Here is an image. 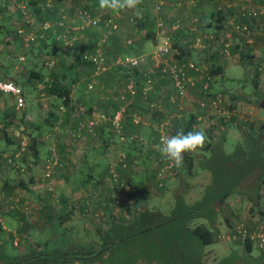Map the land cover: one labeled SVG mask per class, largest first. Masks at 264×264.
Listing matches in <instances>:
<instances>
[{
  "label": "crops",
  "instance_id": "0c3cea01",
  "mask_svg": "<svg viewBox=\"0 0 264 264\" xmlns=\"http://www.w3.org/2000/svg\"><path fill=\"white\" fill-rule=\"evenodd\" d=\"M7 1H9V4L8 2L6 3V0H0V26L5 28H11L12 18L14 19L18 17L20 18L21 27L32 30L31 26L34 23V15L38 16L36 14L37 11L45 9L44 4H46V2H49L52 5V9L55 5L59 11L64 7L63 0H20V5H17L18 0ZM31 1H33V3H31ZM197 1V5H194L186 0L184 1L186 2L185 5H182L181 2L177 7H169L167 10L171 17H179L181 21H183V26L189 29L194 15H202V18L205 16L209 21L211 20V11L219 6L221 2V0ZM226 1L227 0H222L223 4ZM24 5L26 7L25 10L30 15L29 17L23 15L22 7ZM4 6L6 7L4 8ZM17 6H19L20 9H18ZM51 8H46V10H51ZM222 14L224 17L221 22H215L212 18L209 27L206 26V20V23H203L205 27L199 26L197 30L198 33L205 34V32L211 33L210 31L213 33L215 31L219 32V30L224 28L221 30L223 32L225 31L224 39L226 41L231 40L233 43L230 51L231 54L229 56L214 52L210 57L205 58L202 56L203 51H198V49L193 47V44L190 43V41H187V36L179 35V38H183V40L181 39L182 43L187 45V49H190L189 52L184 51L181 60H183L182 63L193 67L189 73L194 77L196 86H198L191 87L190 89L193 90V96L195 95L197 97L195 98L196 102L201 98L200 96L202 95L203 89L201 83L207 76H210L211 78L210 89L212 91H222L226 97L225 107L222 109V112H218L224 121L220 128H223L224 130L219 133V129L216 126L213 127L214 123H211L213 125H211L212 127L210 126L211 131L203 129L209 138L208 142L210 141L212 143L216 141L223 143L228 130L231 129L234 131L235 127L239 129V132L242 135L246 127L243 123L246 120H253L260 124H263L264 122V119L258 116L257 110L262 107H259L258 97L254 92L255 81L258 84L259 91H264V78L262 77V75H264V66L262 65L264 64L261 65V63H264V23H252L253 26L256 27L263 26L253 29L255 34L251 37V41L247 42L245 37H238L235 32H232L231 34L230 32H226V30L229 31L232 28L230 18L235 14L233 9L225 8ZM225 22L228 27H226L227 25ZM216 24H220L221 27L214 29ZM0 30L3 29L0 28ZM74 33L76 35H74L75 40L73 41L79 42V35H83V33L78 34L76 31H74ZM205 42L208 43V49L215 44L214 40H206ZM238 42L242 44V47L239 48L237 46ZM144 48L145 51H147L148 47L146 44ZM250 59H254V63L251 62ZM259 63L260 65H258ZM148 66L152 67L150 63ZM251 67L252 70L250 69ZM211 70L214 72L213 74L211 73ZM79 71L81 77L70 84L69 96L75 110L69 116V123L66 124V127L63 125V128H61L60 122H62V118L59 117L57 123L52 127L51 133L48 132L46 135H44L46 132L43 134H37L38 158L31 164L33 165V163L37 162L38 166L43 167L44 159L48 153L46 148L48 145L54 143L57 147L63 148V150H61L63 151L61 152V155L65 160V164H67V170L74 169V167H76V170H80V168L83 167L86 172L80 173L76 179L72 178V174L70 176L68 172H65V175L62 178L63 182L59 181L58 183L69 186L70 188L66 193H57L58 196L54 197V195L49 192V189L45 187H48L47 181L43 179L34 180L33 178H30L29 180L26 178L12 179L10 177L12 170L9 166L7 167L6 171H4L7 173H4L6 178L0 180V186L4 190L3 196L1 197L2 201H0V264H43L46 262L45 258L48 257V253L55 249L64 250L85 247L86 238L84 234L98 229L100 231V229L107 227L102 223H93V219L88 220L80 217L79 213L87 206V203L92 206L102 204L103 208L108 204L110 209L107 211L110 215L119 213L120 217L128 216L130 210L128 207H125L124 205L119 207L115 205L112 207V203H110L111 200L109 201L108 199L110 194L108 196H105L104 194L103 196H98V192L111 191L112 184L110 183L111 180L108 173V166L111 162H116L120 153H124L127 158L129 157L128 159L131 162L127 171H120L121 177L126 183L127 191H129L131 187H139L142 181V183H146L145 179L147 178L144 176L145 173L141 170L140 161H142L143 157H148L147 154L150 152H148L149 150L147 149H152L151 144L149 146L138 143L134 144V146L129 143L120 144L115 140L114 135L111 133L109 128L110 125L105 128V125L107 124L105 123V121H107L106 119L101 120L99 125H97L93 131H83L81 136L74 140L75 137L72 136V133L74 132L73 129L75 128V124L79 120L81 122L86 121L87 119L98 117L101 114H104L107 117L105 111H110L114 105L119 104L118 101L114 99V96L123 92V81L126 77V73L119 68H114L97 75L94 74V69H91L90 67L80 69ZM257 73L258 77L256 78L254 75ZM121 74H123V76ZM90 81H94V88L92 90L87 88V84ZM155 84L156 93L153 98H159L161 100V111L158 113L153 112L151 115H148L149 112L147 113L146 110H142L145 105L141 100H132L134 105L131 111L134 112L131 113L139 112L143 118L141 124L134 128L124 127L126 134H137L145 141H149V139L157 138L158 124H161L164 121L166 122V118H170V121H167L169 122L167 125L168 128H166L168 136L174 135L177 131L183 129L181 124H184V122L186 123V117L188 115L193 116L192 119L195 117V121L192 124V131L203 128L200 126L203 123L205 124L209 118H213L210 115H205V113L212 114L213 112L209 113V111L202 110L198 108L196 104V108H192L193 111L189 112L191 115L187 112L184 113V111L188 110L184 109L181 119H171L172 117H170V114L173 110V106H171L172 104L169 102L173 92L171 81L167 78L157 77ZM245 86H248V91H251V94L245 92V90H247ZM35 100L38 105L37 110L40 108L39 112L43 111L42 106L48 107L46 108L48 110H53L55 105L61 104V101L52 95L37 98ZM0 106L2 108L1 114L5 115L6 107H4L5 104L2 100H0ZM81 109H85V113H82ZM37 110L31 112L36 116ZM157 110H160V108ZM145 112L147 115H145ZM223 116H225V118ZM124 122H130L129 125L132 124L129 118H124ZM256 123L254 122L252 124L254 125V129H256ZM206 124L209 125L208 122ZM262 127L263 125L260 128ZM208 142L205 145H207ZM139 145L142 146L139 147ZM11 149L12 147H7L4 151L11 152ZM130 151L133 153L131 156H128ZM194 153L198 154V156H194V165H197V161L208 154L204 148L199 149ZM137 154H139V156H137ZM195 157L198 158L195 159ZM148 160H151V156ZM0 166L6 167V164ZM147 167H150V165ZM193 170V176L190 174L194 180L192 185H196L197 183V186L201 187V193L198 196V199H200L204 187L211 183V174L206 169L198 166H195ZM2 171L3 170L0 167V172ZM39 182H41V184ZM82 187L86 190L90 187L91 190H88V193L84 194L85 192L83 193L81 190ZM115 187L117 186L115 185ZM130 192L131 191H129L128 196L127 194L120 196L125 199L123 203L126 202L129 205L131 204V210H133L135 208V201L133 193L131 194ZM117 195L118 194L115 192H112V196ZM258 198L259 200L257 201L255 207L256 210L254 212H244L239 218L234 219L236 221L234 225L231 227L226 226L225 232H222L226 237L224 242L231 243L232 245L230 248L232 249L231 254L235 257L237 256L238 261H240L241 264H264L263 256L258 258L251 257L247 263L242 261V259L246 258L247 254L244 252L243 245L240 242H237V245L233 242V234L231 233V229L239 223L245 224L248 227L262 226L264 229V185L260 187ZM67 201L77 203L79 205V210L74 209V211H69L68 206H64V203ZM25 204H35V213L33 212L29 215L32 216L31 219L33 220H30L27 214L23 211V206ZM125 208H127V210H125ZM259 216H262V218H259ZM233 217H236V215ZM232 218L231 220L233 221ZM102 220H109V216L103 214ZM48 233V237L45 238V234ZM67 233L69 234V239H65V234ZM72 234L74 236H72ZM220 237L221 236L219 235L218 239L221 240ZM7 246H9L11 250L14 249L17 252V256L9 255L7 252Z\"/></svg>",
  "mask_w": 264,
  "mask_h": 264
},
{
  "label": "trees",
  "instance_id": "16d2710c",
  "mask_svg": "<svg viewBox=\"0 0 264 264\" xmlns=\"http://www.w3.org/2000/svg\"><path fill=\"white\" fill-rule=\"evenodd\" d=\"M63 1L65 2L67 0ZM184 1L186 0H143V3L140 5L143 10L142 15H130L129 17V27L136 33V38H133V35H130L132 37L131 40L128 39L125 41V39L117 33L119 32L118 16H115V19L118 22L117 29L105 27L102 22L96 27H84L80 30H83L82 33L85 38H87V42L84 45L85 48H80V45L78 44L79 42L73 41L71 46L64 49L62 38L60 39L58 37V34H60L63 30L60 27L53 25V23L59 18L60 11L55 7L53 9L51 8V10H46V8L44 10L41 9V11L38 10L36 13L38 16L34 15L33 22L43 24L47 21H52V23L48 29L41 27V30L37 32V38L34 42L36 43V46H31L28 52L32 53L34 56L36 54L41 56L45 54H53L57 56L59 54V57L50 71H45L44 68L36 69L31 67L28 69L27 77L25 78L22 74H20V79L12 73L13 71L11 66L0 62V78L5 80L6 77H9L12 82L20 85L25 99L24 108L18 110L15 108L13 96L0 93V100L3 101L5 104L4 107H6L5 115L1 114L2 110L0 111V164L4 162L8 164L9 162L8 165L11 166L12 163L15 164L17 161L16 152L21 147L20 137L12 133L10 134L9 130L11 125L14 123L15 125L16 123L19 125V129L20 127H23L22 130H19L21 135L24 136L27 134V137L30 140L27 149L30 150L31 159L33 160L32 162L38 158L37 134H43L46 132L44 134L46 135L48 132L51 133L52 127L57 123L59 117L62 118V122H60L61 128H63V125L66 127V124L69 123V116L75 110L69 96L70 84L77 81V79L81 77L79 74L80 69L89 67L94 69V66L85 60L82 54L95 52L94 47L96 40L94 37L98 34L97 31L99 29H102L103 31L100 40L104 37L103 43L107 44V51L109 50L111 53V56L109 55L110 57H107L104 54L108 62H112L117 57L121 56H144L148 54L144 48L146 42L151 41L156 44L160 39L157 21L159 17H162L165 20V28L172 40V45L178 49V53L173 55L171 61H178L182 63V54L184 51L189 52L190 49H187V45L182 43L183 38H179V35L187 36V41H190V38H192L191 35H193V37H196L197 35H204L198 34L197 29L195 31H190V28L188 29L184 26L180 27V29H172L171 26L175 17L173 18L169 15L167 8L177 7V5L181 2L182 5H185L186 2ZM31 3H33V1H31ZM89 3L91 5H95L94 0H90ZM158 5L160 6V9L156 10ZM5 7L6 6H4V8ZM211 12V20L209 21L207 20L208 18H205V16L202 18V15H194L197 18H202L201 22H196L197 28L199 26L205 27L203 23L206 20V26L209 27L212 18L215 22H221L223 20L224 16L221 11L214 9ZM102 15L103 19L109 17L110 15L113 16L112 13ZM220 26V24H216L214 29ZM0 28L3 29L0 30V40L4 37H7L8 40H10V37L12 36H10V33H13L16 29L15 26H12L11 28L0 26ZM25 30L28 31L26 28ZM68 35L74 36L76 34L73 30H70ZM13 36H17L16 33ZM58 49L62 50V52H59ZM148 65L149 61L144 64V67H147ZM114 68L123 70L126 73L125 79L127 76H131L132 74L134 76H138V79H142V75H140L137 69L129 70L128 68H123L122 66L120 67L117 65L113 66L109 70ZM189 70L191 69L189 68ZM211 73L213 74L214 72L211 70ZM121 75L123 76V74ZM157 77L167 78L170 80L168 76L162 75L161 72L154 73L153 88L150 89L145 96L142 93V83L137 81L138 86L136 95L131 98V96L127 94V98L130 101L125 107V118H129L131 120L133 115L131 113L134 112L131 111L134 105L132 100H141L145 105L142 110H149L150 103H153L157 99L153 98L156 93L155 83ZM254 77L257 78L258 73L254 75ZM40 84H43L44 87H40ZM171 84L173 91L171 95H175L176 89L173 86L172 81ZM197 86L195 85L194 87ZM23 88H27V90L30 91L41 90L44 88L43 92L47 94L45 96L52 95L56 97V99H59L61 104L55 105L53 110L50 109L42 120L35 118L30 109L31 103L27 101ZM254 88V92L258 97L259 107L264 108V91H259L256 81L254 82ZM204 92L206 91L202 89L201 98L203 97ZM115 100L118 101L119 104L114 105L110 111H105L107 118H109L114 111L124 103V101H121L120 99ZM196 104L198 108L205 110V108L199 107L200 105L198 102H196ZM60 106H62L64 110H60ZM174 108H176V104L173 105V110ZM16 111L20 112V116ZM28 115H30L31 120L26 118ZM16 117H18V120ZM192 117L193 116L186 117V126L182 129L185 133L192 131V124L193 121H195V117L193 119ZM223 117L225 118V116ZM174 118L178 119L179 117H172L171 119ZM106 120L107 121H105V123L108 125L106 124L105 128L110 125L109 120ZM129 123L130 122H124L123 131L124 127L134 128L137 126L133 124L132 120L131 123L134 126L132 124L129 125ZM80 124V120L75 124V128L73 129L75 133H77V129ZM243 124L246 125V131L244 130L243 138L244 142L237 144L234 151H226L222 142L216 141L212 143L209 141L208 144L204 146V149L208 154L200 158L197 161V165H194V157L190 153L184 154V165L179 169L176 168L174 174H176L178 170L181 174L186 173L187 175H190L193 173L194 167L198 166L210 172L211 183L204 187L201 198L193 204L187 203L183 198V195L177 196L175 198L174 206L168 214L162 213L158 209L148 208L143 199L146 195L145 190L147 191V189L146 187L143 189L142 186L146 185V183L150 184L157 190L163 189L166 185V183H164L161 186H158V181L155 178V167H152L151 163L152 159L148 160L150 156L152 158L158 153L156 149V146L159 144L158 136L157 138L149 139V141H145L143 138L141 142H137L135 139L134 141H130L129 144H132L133 146L137 143L142 145L146 144L148 146L151 144L152 148L147 149L149 150L148 152H150L147 154L148 157H143L142 161H140L141 170L145 173L144 176L147 178L145 179L146 183H142V181L140 183L141 187H131L129 190L131 191V194L133 193V198L135 199L136 204L135 208L133 210H129V215L127 217L123 216L119 219H114L107 211L110 209L109 205H105L103 214L107 213L109 220L107 222V227L100 229V248L93 249L91 247H82V249H55L48 253V257L45 258L46 264H205L204 248L206 245L216 242L220 234V229L217 225L219 217L221 216L222 220H220L224 221L227 226L231 227V218L236 215L233 208L229 209V204L226 201L227 198L233 194L246 197L249 201L247 211L254 212L256 210L255 207L257 205V201L259 200L258 197L260 187L264 185V128L256 130L252 126L253 123L248 120L244 121ZM114 137L115 140L118 141L116 139L117 137ZM119 143L125 144L122 142ZM142 145H139V147ZM7 147H12L10 150L11 152L4 151ZM56 148L61 155V152H63L61 150H63V148L57 146ZM132 151H130L128 156H131L133 153ZM137 156H139V154H137ZM128 158L126 157V162L130 167L131 162ZM62 161L65 162L64 159H62ZM149 165L150 167H147ZM80 170L82 173L86 172L83 167H81ZM120 171L125 170L119 169V172ZM173 176L174 175H172V177ZM4 178H6L5 175ZM120 178L122 179L121 173ZM150 185L146 186L148 187ZM0 188L1 192L4 193L1 186ZM64 206H68L69 211H74L77 205L74 202L67 201L64 203ZM259 218H262V216H259ZM194 219H200L202 222L193 223ZM236 241L239 242L238 240ZM242 245L244 252L247 254L246 258L242 259V261L247 263L252 257L250 254L251 251L256 246L248 239L245 240ZM256 248L259 250L258 257H264V248ZM228 257L219 259L215 264H241L237 257H232L233 260L231 259L230 261H226Z\"/></svg>",
  "mask_w": 264,
  "mask_h": 264
},
{
  "label": "built area",
  "instance_id": "2783aa9c",
  "mask_svg": "<svg viewBox=\"0 0 264 264\" xmlns=\"http://www.w3.org/2000/svg\"><path fill=\"white\" fill-rule=\"evenodd\" d=\"M190 3L195 2V0H188ZM45 8H51L52 5L49 2L44 4ZM25 5L22 7L23 15L29 17L30 15L25 10ZM225 8H232L234 11V16L230 18L232 28L231 30H226V32H235L238 37H245L247 42L251 41V37L255 34L253 29H256L261 26H253V22L256 24L264 23V0H227L224 4L221 0L220 5L215 7L217 11L224 12ZM160 6L156 7V10H159ZM59 18L53 23V25L60 27L63 31L58 34V37L63 41V48L67 49L69 46L73 44V40H75V36H69L68 33L70 30L76 31L78 28L83 27H96L99 23H103L105 27H110L112 29L118 28V22L115 19V16L110 15L103 19L102 14H98L92 11L90 8H78L76 9V15L79 16L83 22L80 26L73 25L68 22V18L63 13V9L60 10ZM166 19V18H165ZM198 18L193 16L191 23L193 25L190 27V31H195L197 29L196 22H198ZM157 26L159 28V41L155 44L152 52L146 55L139 56H126V57H117L112 62H108L106 60L105 55L97 49L95 52L83 53L82 56L85 60L90 62L94 66V74L97 75L99 73L108 71L113 66H122L123 68H128L129 70L137 69L140 75H142V79H138L133 74L131 76H127V78L123 81V92L115 95L114 99H120L124 101V103L114 111V113L107 118L106 115L101 114L98 117L87 119L86 121H82L77 129V133L73 132L72 136L75 137L74 140L81 136L80 133L82 131H93V129L99 125L101 120L108 119L110 124L111 133L117 137V140L122 143H129L130 141L137 140V142H141L142 138L137 134H125L123 131V122L125 118L126 105L130 100L127 98V94L134 97L137 93V86L139 81L142 83V93L145 96L147 92L153 88L154 84V73L161 72L162 75L168 76L173 83V86L176 89L175 95H171L170 102L171 104H176V108H174L170 117H179L183 115V107H182V99L187 92V89L190 87H194L196 85V81L194 77H192L189 73V68H193L191 65H187L185 63L180 62H172L171 59L173 55L178 53V49L173 47L172 40L167 33V29L165 28V20L162 17H159L157 21ZM226 23V22H225ZM227 25V23H226ZM51 26V23L48 21L41 25L42 28L48 29ZM172 29H180L182 27V23L180 19H175L172 22ZM221 27V26H220ZM219 27V28H220ZM224 27V25H223ZM222 27V28H223ZM228 27V25L226 26ZM224 29V28H223ZM221 29V30H223ZM219 30V32L205 33L203 36L197 35L193 38V47L198 49V51H203L202 56L207 58L210 57L214 52L218 54H224L229 56L231 54V46L232 41H226L224 38V32ZM16 35L26 44L34 43L37 38L36 30H25L23 27H16L15 29ZM206 40H214L215 44L208 49V43ZM104 41V37L101 39ZM237 46L240 48L242 44L240 42L237 43ZM23 59V57H20ZM149 61L152 67H144V64ZM48 64H52L53 61L49 60ZM210 76H207L206 79L202 81V88L204 91L203 97L198 101L199 107L205 108V110L209 112H222L224 108V104L226 102L225 94L220 92H212L210 90ZM40 87H44L43 84H40ZM87 88L92 90L94 88V81H90L87 84ZM0 93L4 95H11L14 97L15 108L20 110L25 106V99L22 94V89L20 85L0 78ZM229 97V96H228ZM230 98V97H229ZM60 110H64L62 106L59 107ZM158 103H150L149 105V115L154 111H157ZM82 113H85V109H81ZM28 120H31L30 115L26 117ZM142 115L139 112L133 113L131 120L133 124L139 125L142 122ZM168 120L166 122H162L158 124L157 135L159 144L162 141L163 137L168 136L166 132V128L168 125ZM23 127H20L22 130ZM18 137H20V150L21 152L27 151L29 139L25 135H21V132L18 131L16 133ZM76 142V141H74ZM18 156V154H16ZM153 166L155 167V178L158 181V186L166 183V180L172 175H174L176 171V167H172L170 163L164 159L161 154L158 152L152 158ZM43 168L41 171V179L47 181L49 186H52V176L59 171L63 167L62 157L59 154L56 145L52 143L48 148V153L46 158L44 159ZM11 163V162H10ZM11 167V166H9ZM119 169H123L127 171L129 169V165L126 162V156L124 153H120L116 162H111L109 164V173L111 182L119 185L120 187H124L125 183L123 179L120 178ZM146 185H150L146 183ZM145 185V187H146ZM51 188V187H50ZM3 196V192L0 190V198ZM117 202V200H116ZM98 205V204H97ZM96 205V206H97ZM77 207V206H76ZM75 207V208H76ZM93 209V206L87 203V206L83 208L81 211L82 216H87L90 211ZM95 216H98L99 213H94ZM231 233L233 234V240H238L241 244L245 242V240L251 241L253 245L258 248H264V229L262 226L258 227H248L245 224H236L232 229Z\"/></svg>",
  "mask_w": 264,
  "mask_h": 264
},
{
  "label": "rangeland",
  "instance_id": "374dc122",
  "mask_svg": "<svg viewBox=\"0 0 264 264\" xmlns=\"http://www.w3.org/2000/svg\"><path fill=\"white\" fill-rule=\"evenodd\" d=\"M52 1H54V0H52ZM94 1H95V5H91L89 3L90 0H67L66 2H64V7H62V8H63V13H65V15L68 18V22L72 23L73 25H77V26L80 25L81 26L83 24V22H82L81 18L76 15V9L87 7V8L92 9L93 12L98 13V14H108V13L111 14L112 13L114 16H118L119 17V30H118L119 32H117V33L120 36H122L123 39H125V41L128 39L131 40L132 35H133V38L134 37L136 38V33L133 32L129 27V17H130V15H135V16L136 15H138V16L142 15L143 10L141 9V6H139V14H135L133 11L112 12V11H105V10L99 9L98 0H94ZM7 2L9 4V1L6 0V3ZM197 2L198 1L195 0L194 5H197ZM17 5H20V0H18ZM54 7L57 9V7L55 5H54ZM17 8L20 9L19 6H17ZM174 19H180V18L175 17ZM198 19H199L198 21H200V22L202 21L200 18H198ZM48 22L52 23V21H48ZM182 22L183 21H181V23ZM204 23H206V22H204ZM190 24H191L190 26L193 25V23H190ZM41 25L42 24L34 22L33 25L31 26V29L36 30L38 32L39 30H41ZM11 26H15V28L20 27L21 26L20 25V18H18V17L14 18V19L12 18ZM182 26H183V23H182ZM80 29H82V28H78L76 30V32H78V34L82 33V31H83ZM97 32H98V34L96 35L97 37L96 36L94 37V39L96 40L94 51L99 49L107 57H110L111 53L109 50L107 51V49H108V47L106 46L107 44L103 43V41L100 40V37L103 34L102 29H99ZM205 33H207V32H205ZM14 34H15V31H13V33L12 32L10 33V36L12 35L10 37V40H8L7 37H4L2 40H0V62H2L3 64H6L8 66H11L12 71H13L12 73H14L16 76H18V78L20 77V74H22L26 78L27 74H28V69H30L31 67H34L36 69H41V68L43 69L44 68L45 71H50L52 69L54 63L57 61V59L59 57L58 56L59 54L57 56L53 55V54H51V55L45 54L42 56L39 54L38 55L36 54L34 56L32 53H29L28 51H29L31 46H36V43L26 44L23 41H21L18 36H13ZM198 34L203 35L204 33H198ZM79 36H80V38H79L80 41L78 44L80 45V48H85L84 45L87 42V40H86L87 38H85L84 34L79 35ZM191 36H192V38H190V43H192L193 38H194L193 35H191ZM125 41H124V43H125ZM146 45L148 47L147 51H146L147 53H150L151 51H153L154 46H155V44L153 42L148 41V42H146ZM88 49H86V50H88ZM58 51L62 52V50H60V49H58ZM21 56L23 57V59H20ZM110 59H112V58H110ZM49 60L53 61V63L48 64L47 62ZM253 61H254V59L251 60V62H253ZM260 61H262V60H260ZM234 62H236V61H234ZM246 62H248V61H246ZM262 64H264V63H261V65ZM258 65H260V63ZM262 66H264V65H262ZM250 69L252 70V67ZM242 76H245V75H242ZM262 77L264 78V75H262ZM5 80L12 81L9 77H6ZM245 87L247 88V90H245V92L251 94V91H248V86H245ZM190 88L187 89V92L185 93L183 99L181 100L183 102L182 103L183 111H184V109H186V110L188 109L187 111H184V113L185 112L189 113L190 111H193L192 108H196V99L195 98H197V97L195 95L193 96V90H191ZM43 89L44 88L41 89L42 91L41 90H35V91L31 90L32 91L31 92L30 90H27V88H23L27 101L31 103V105H30L31 111L37 110L38 105H37V102L35 99L43 98V97H45V95H47V94H45V92H43ZM243 89H244V86H243ZM217 92H220V91H217ZM154 102L158 103V108H160V110H157L154 113H158L159 111H161L162 102L159 98L156 99V101H154ZM173 105L174 104H172L171 106H173ZM225 105L226 104H224V107H225ZM46 108H48V107L42 106V109H43L42 112L41 111L39 112V110H40V108H39V110H37L36 116L34 115L35 118H39L42 120L45 117V114L48 111H50V109L48 110ZM1 110H2V108L0 106V111ZM148 111H147V113H148ZM257 111H258V116L260 118L264 119V109L259 108ZM17 113L20 116V112L18 111ZM147 113L145 112V115H147ZM148 115H149V113H148ZM205 115H210L213 118H211V119L209 118L207 120L209 125L206 124L207 122L205 124L203 123L200 126V127H203L202 129H207V130L211 131V127L214 125L213 127L216 126L219 129V133H221V131L224 130L223 128H220V126H222V123H223V120H222L223 118L220 117L218 112L214 111L212 114H206L205 113ZM16 119L18 120V117H16ZM166 120L170 121V118H166ZM248 121H250L251 123H254V122L256 123V121H253V120H248ZM211 123H214V124L212 125ZM168 124H169V122H168ZM185 125H186L185 122H184V124H181L182 127H185ZM255 125H256V130H259V129H261L260 127L262 125H264V122H263V124L256 123ZM18 126L19 125L17 123H16V125H15V123L13 125H11V127L9 128L10 134L12 133V134L16 135V133L20 130ZM252 126H254V125H252ZM245 130H246V127H245ZM25 136L27 137V134H25ZM243 138H244V131H243V134L241 135L238 128L235 127L234 131L229 129L228 133H226V135H225V139L223 140L224 149L228 152L234 151L237 144L244 142ZM49 146L50 145L47 146L46 150H48ZM189 153L193 157L198 156V154H196L194 152H189ZM16 154H18V156H16V160H17L16 163L14 162L15 164H13L11 162L13 166L11 165V167H10L12 170L10 173V177L12 179H19V178L20 179L26 178L28 180L30 178H33L34 180L35 179H37V180L41 179V171H42L41 168H43V167L38 166L37 162L33 163V165L31 164L33 160L31 159L30 150L27 149V151L21 152V150L19 148L17 150ZM197 158L198 157H195V159H197ZM62 159H63V157H62ZM62 163H63V167L52 176V186H49V185H48V187L45 186L46 188L49 189V192L54 195V197L58 196L57 193H66L68 191V189L70 188L69 186L58 183L59 181L63 182L62 178L64 177L65 172H68L70 174V176L72 174L73 179L78 178L80 173H82L81 170H76V167H74V169H68L67 170L66 169L67 164H65V162H63V161H62ZM5 164H6V167L0 166L1 169L3 170L2 172H0V180L4 179V171H6L7 167L9 166L8 165L9 162H8V164L5 162L0 164V165H5ZM152 166H153V163H152ZM40 169H41V171H40ZM5 174H7V173L5 172ZM191 175H187L186 173L181 174L177 170L176 174H174V176L172 178H168L166 180V185L163 189L157 190V189H154L151 185L148 187L146 186L147 191L145 190L146 195L144 196L143 199H144V202L147 204V207L151 208V209H158L162 213L168 214L171 211L172 207L174 206L175 198L179 195H183V198L186 200L187 203L193 204L195 201H197L198 196L201 193V187L197 186V183H196V185H192V182H194V180L192 179L193 175L192 176ZM8 176H9V174H8ZM39 183L41 184V182H39ZM110 183L112 184L111 191L98 192V196L99 197L103 196V194L105 196H108L110 194L108 196L109 197L108 199H109V201L111 200L110 203H112V207L115 205L118 207L121 205H124L125 207H128L131 210L132 209V206H130L131 204L129 205L126 202L123 203V201H125V199L121 198V196H120V195L124 196L126 194L128 196L129 191H127L126 185L124 187H120L119 185H117L113 182H110ZM115 185L117 187H115ZM32 186H34V185H32ZM143 189H145V185L143 186ZM81 190L83 193L85 192L84 194H87L88 190H91V188L89 187L86 190L85 188L82 187ZM82 192H80V193H82ZM112 192H115L118 195L112 196ZM94 198H96V197H94ZM116 200H117V202H116ZM0 201H2L1 198H0ZM134 201H135V199H134ZM226 201L229 204V209L233 208V210H235V212H236V217L232 218L233 221L231 220L232 225H234L236 223V221L234 219L239 218L244 212L247 211V209L249 207V204H248L249 201L246 197H242V196H239L236 194L229 196ZM75 204L77 205L75 210H79L78 209L79 205L77 203H75ZM13 206H16V205H13ZM34 206H35V204H33V205L25 204L23 206V211L25 212V214H27V216L29 217L30 220H33V219H31L32 216H29V215L33 212L35 213ZM135 206H136V204H135ZM125 210H127V208H125ZM77 212H80V211H77ZM94 213H99V215L95 216ZM103 213H104V208L102 207V204H100L97 206L94 205L93 209L85 217L81 215V212L79 214H80V217H82L83 219H88V220L93 219V223H95V224L102 223V224H105V226H107L108 220L107 221L102 220ZM111 216H113L114 219L121 218L119 213H117V214L114 213ZM125 217H127V216H125ZM220 219L222 220L221 216L219 217V219L217 221V225L220 229L221 234H219V235L221 236L220 237L221 240L218 239L216 242L205 246V248H204V250H205L204 263L205 264H215L216 261H218L219 259H222V258L228 257V256L229 257L227 258L226 261H230L231 259L233 260L232 257L234 255L231 254L232 249H230L232 247V245H231V243L224 242L226 237L222 234L223 231L225 232V228L227 225L224 223V221H221ZM200 221H201L200 219H194L193 223H199ZM48 235H49V233L45 234V238H47ZM99 235H100L99 230L91 231L87 234H84V236L86 238L85 247H91L93 249L100 248V236ZM65 236H66L65 239H69L68 233L65 234ZM72 236H74V235L72 234ZM233 242L235 244L237 243L236 240H234ZM7 247H8L7 252L9 255L17 256V252L14 249L11 250V248L9 246H7ZM77 248L82 249V247H77ZM238 250H240V249H238ZM251 256L252 257H258L259 256V250L256 247L253 248V250L251 252ZM43 264H46V262H44Z\"/></svg>",
  "mask_w": 264,
  "mask_h": 264
},
{
  "label": "clouds",
  "instance_id": "9594fccd",
  "mask_svg": "<svg viewBox=\"0 0 264 264\" xmlns=\"http://www.w3.org/2000/svg\"><path fill=\"white\" fill-rule=\"evenodd\" d=\"M142 3L143 0H98V7L105 11H133L139 14V6ZM207 142V134L202 128L187 133L181 129L174 135L163 137L156 149L172 167L180 168L184 165L185 153L203 149Z\"/></svg>",
  "mask_w": 264,
  "mask_h": 264
},
{
  "label": "flooded vegetation",
  "instance_id": "af4514ba",
  "mask_svg": "<svg viewBox=\"0 0 264 264\" xmlns=\"http://www.w3.org/2000/svg\"><path fill=\"white\" fill-rule=\"evenodd\" d=\"M262 128H264V126Z\"/></svg>",
  "mask_w": 264,
  "mask_h": 264
}]
</instances>
